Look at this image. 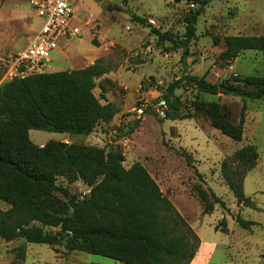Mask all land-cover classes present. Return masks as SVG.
<instances>
[{"label":"rangeland","instance_id":"1","mask_svg":"<svg viewBox=\"0 0 264 264\" xmlns=\"http://www.w3.org/2000/svg\"><path fill=\"white\" fill-rule=\"evenodd\" d=\"M31 2L0 1L1 75L4 60L11 52L25 49L42 26ZM190 9V3L175 0H80L75 10L82 22L81 35L60 41L59 50L66 64L62 68L85 67L86 62L80 56L95 53L108 70L97 83L118 113L113 121L101 123L88 137L32 130L30 138L38 146L55 140L106 150L116 148L125 156V168L141 163L200 238L196 260L191 264H264V100L242 99L235 93L212 96L187 86L177 89L175 95L181 101L183 114L194 117L165 120L160 114L158 103L164 91L184 70L182 52L173 51L168 43L159 41L153 29L183 36L184 19ZM89 14L94 15L95 21L86 26ZM133 15L145 23L136 22ZM196 30L187 60L188 75L204 77L207 82L226 88H235L236 78L264 77V52L246 51L231 62L219 59L225 49V37L264 36V0H213L199 17ZM95 94L100 96L101 89L97 88ZM144 102L149 109L139 116L136 111ZM200 102L220 104L234 124L240 123L245 107L244 139L233 141L214 129L203 112H195ZM246 146H254L259 153L256 167L244 181L245 195L254 204L251 208L238 204L222 174L224 162L236 170L238 165L232 163V158ZM185 156H189L192 166ZM57 185L78 199L91 191L81 181L69 184L58 179ZM196 186L211 188L226 207L216 205L211 215H205ZM56 198L65 207L67 200L60 193H56ZM0 207L6 208L1 202ZM238 217L253 225L241 227ZM44 230L57 231L47 227ZM66 244V241L55 245L24 240L6 242L0 238V264H122L102 256L69 251Z\"/></svg>","mask_w":264,"mask_h":264},{"label":"trees","instance_id":"2","mask_svg":"<svg viewBox=\"0 0 264 264\" xmlns=\"http://www.w3.org/2000/svg\"><path fill=\"white\" fill-rule=\"evenodd\" d=\"M183 1L194 5L185 16L183 36L153 29L159 41L182 52V76L167 87L159 101L167 106L165 120L194 117L183 114L181 101L175 95L177 89L192 86L212 96L225 94L204 77L187 74L198 19L213 0H175ZM133 18L145 23L138 16ZM219 42L217 38L215 43ZM223 42L225 49L219 56L223 62H231L246 51L264 52V36H227ZM107 73L99 60L84 69L44 72L0 85V202L6 207H0V238L42 245L66 241L69 251L122 264H191L201 245L200 238L141 163L125 168V156L116 148L106 150L55 140L38 146L30 138L32 130L88 137L101 123L113 121L117 109L97 83ZM235 80L238 85L228 89L234 90L236 96L264 100V77ZM97 88L101 89L100 96L95 94ZM244 110L245 107L240 123L234 124L218 103L200 102L195 106V112H203L214 129L237 142L244 139ZM185 157L192 166L189 156ZM258 160L256 148L246 146L232 158V163L238 165L236 170H231L228 162L223 163L226 185L238 204L249 208L254 204L245 195L244 181ZM195 173L202 179L197 170ZM58 179L69 184L81 181L91 191L78 199L59 187ZM195 191L205 215H211L216 205L226 207L211 188L196 186ZM56 193L67 200L65 207ZM236 220L243 228L253 225L240 217ZM222 224L227 231L226 221ZM45 227L57 231L46 232Z\"/></svg>","mask_w":264,"mask_h":264},{"label":"built area","instance_id":"3","mask_svg":"<svg viewBox=\"0 0 264 264\" xmlns=\"http://www.w3.org/2000/svg\"><path fill=\"white\" fill-rule=\"evenodd\" d=\"M80 0H32L31 5L42 20V26L33 36L28 46L12 53L4 60V72L0 77V85L16 79H25L29 76L44 73L47 63L54 52L60 49V41L71 39L81 35L82 28L79 25L75 7ZM97 1V0H95ZM193 8L194 5H191ZM95 21L93 14L86 17L84 25L90 26ZM151 24L156 25L154 20ZM163 112L167 109L164 102L158 103ZM149 109V104L143 103L137 109L139 116H143Z\"/></svg>","mask_w":264,"mask_h":264},{"label":"crops","instance_id":"4","mask_svg":"<svg viewBox=\"0 0 264 264\" xmlns=\"http://www.w3.org/2000/svg\"><path fill=\"white\" fill-rule=\"evenodd\" d=\"M12 53H17V52H11L10 54H12ZM55 57H58V58L56 59ZM80 57H83L82 60H81L82 62H86L85 67H82L80 69H84V68H86L88 66H91V65H93V64H95L96 62L99 61V58L97 57V55L95 53L94 54H90V55L83 54V56H80ZM64 62H65V59L63 58V53H61L60 50L54 52L53 55H52L51 60L46 65L45 72L52 73V72H59V71H75V70H79V69L64 70L62 68L63 66H66V64H64ZM104 104H106V103H104ZM195 260H196V258L194 259V261Z\"/></svg>","mask_w":264,"mask_h":264},{"label":"water","instance_id":"5","mask_svg":"<svg viewBox=\"0 0 264 264\" xmlns=\"http://www.w3.org/2000/svg\"><path fill=\"white\" fill-rule=\"evenodd\" d=\"M219 90L220 92H224V93H229V94H234L235 91L234 90H231V89H228V88H225V87H219Z\"/></svg>","mask_w":264,"mask_h":264}]
</instances>
